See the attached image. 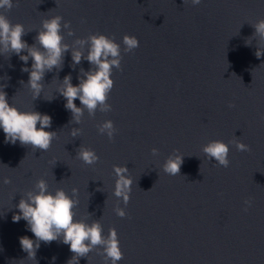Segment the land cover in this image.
I'll return each mask as SVG.
<instances>
[{
  "label": "water",
  "instance_id": "1",
  "mask_svg": "<svg viewBox=\"0 0 264 264\" xmlns=\"http://www.w3.org/2000/svg\"><path fill=\"white\" fill-rule=\"evenodd\" d=\"M12 3L0 14L23 25L29 47L44 52L37 33L60 16L68 50L45 70L34 95L21 70H31L32 58L20 59L28 50L17 55L0 43V91L19 111L49 116L45 131L56 134L41 151L6 142L0 129V264H67L73 255L62 237L39 241L35 258L21 248L20 237L37 241L25 220L12 217L39 180L74 201V220L99 223L104 237L115 229L123 253L116 264H264V38L252 27L264 20V0ZM96 34L120 45V68H112L113 87L91 114L74 100L82 109L77 122L60 93L66 76L76 85L95 70L87 55ZM124 35L139 46L126 52ZM105 121L113 124L111 137L99 131ZM213 140L228 145L227 167L203 152ZM237 141L249 150L238 151ZM81 147L94 150L98 161L80 160ZM177 156L180 171L170 175L164 165ZM114 166L127 169L122 175L131 180L126 205L114 195ZM78 264L111 261L98 245Z\"/></svg>",
  "mask_w": 264,
  "mask_h": 264
},
{
  "label": "clouds",
  "instance_id": "2",
  "mask_svg": "<svg viewBox=\"0 0 264 264\" xmlns=\"http://www.w3.org/2000/svg\"><path fill=\"white\" fill-rule=\"evenodd\" d=\"M193 5L200 3V0H191ZM13 7L12 0H0V8L9 10ZM60 16H53L43 23V31L38 32L36 40L44 50L41 52L34 47H29L21 37L25 34L23 25L16 23L11 24L5 15L0 14V43L6 48H10L17 55L23 50H28V55L20 56V59L27 64L29 56L32 58L31 70L24 67L21 70L29 74L28 86L33 90L34 95H39L41 90L40 81L43 78L45 70H51L58 65L61 59L62 51H67V46H61L60 33ZM67 26V25H66ZM255 33L264 38V20H259L252 26ZM90 47L87 55L89 64L95 66V70H90L84 74V78L80 83L73 85L70 77L64 78L65 87L60 93L65 98V107L73 113V118L77 120L82 113V109L78 108L74 100L79 99L81 105L88 109L91 114L98 104H103L106 95L113 87V80L110 78L112 68H120V45L109 39L103 34H96L89 37ZM122 43L125 51L130 52L139 46L136 37L124 35ZM257 58L262 52L257 49L255 52ZM81 59L80 52H74L72 56L73 63L78 64ZM231 106V105H230ZM264 119V115L261 116ZM39 123L40 127L37 128ZM51 125V119L47 115H43L35 111H19L16 107L11 106L6 99V93L0 91V129L3 130L5 141L15 144L17 141L21 145L32 146L41 151L49 149L54 132L45 131ZM113 124L111 121H105L100 132L111 130ZM76 135L75 132L72 133ZM238 151H247L248 146L236 142ZM155 151V149H153ZM203 152L207 157L214 159L219 165L227 167L228 145L219 141H210L203 148ZM77 156L85 164H94L99 157L94 150L81 147ZM182 160L180 156L175 159H169L164 165V171L170 175H176L180 171ZM114 170L119 177L115 184L114 195L122 197L125 205L129 200L127 195L130 190L131 180L125 178L122 173L127 171L125 168L115 167ZM10 181L4 179L7 184ZM38 191L35 194L29 193L27 200L21 198L16 205L19 214H14L12 220L18 222L21 219L27 222L29 230L33 233L35 241L27 236L19 238L22 250L27 252L28 258H35L36 249L39 248V241L49 243L60 239L69 246L72 257L67 264H78L79 257H86L94 246H102L104 254L116 264L123 258V253L119 247V240L115 229H110L107 237L102 235V229L99 223L93 222L91 225L83 221L74 220V201L71 200L63 190L57 189L54 194L47 191V185L43 180L36 183ZM75 191V190H74ZM246 203H249L246 201ZM118 216L126 215L122 208L115 209ZM55 257H53V260Z\"/></svg>",
  "mask_w": 264,
  "mask_h": 264
}]
</instances>
